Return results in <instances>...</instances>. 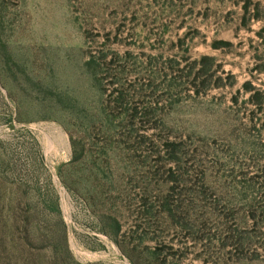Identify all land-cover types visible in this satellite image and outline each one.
I'll use <instances>...</instances> for the list:
<instances>
[{
	"label": "rangeland",
	"instance_id": "374dc122",
	"mask_svg": "<svg viewBox=\"0 0 264 264\" xmlns=\"http://www.w3.org/2000/svg\"><path fill=\"white\" fill-rule=\"evenodd\" d=\"M0 264H264V0H0Z\"/></svg>",
	"mask_w": 264,
	"mask_h": 264
}]
</instances>
